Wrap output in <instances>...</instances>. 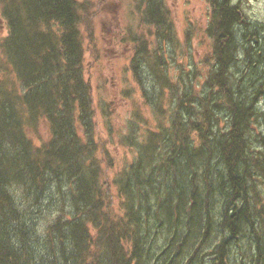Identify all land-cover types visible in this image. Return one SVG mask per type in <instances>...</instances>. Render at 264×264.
Returning a JSON list of instances; mask_svg holds the SVG:
<instances>
[{
	"label": "trees",
	"instance_id": "16d2710c",
	"mask_svg": "<svg viewBox=\"0 0 264 264\" xmlns=\"http://www.w3.org/2000/svg\"><path fill=\"white\" fill-rule=\"evenodd\" d=\"M217 1L208 29L214 45L207 86L218 85L228 95L223 106L230 129L213 132L220 111L205 106L212 98H200L198 108L179 98L174 107L172 96L168 104L169 78L153 58L148 64L160 91L150 92L135 55L132 68L145 98L156 99L161 120L166 103L176 109L158 124V133L139 143L137 157L116 178L115 211L95 154L92 88L84 74V37L94 31L86 5L0 0L9 30L0 38V264H229L236 253L240 264H264V156L254 152L248 136L250 95L239 96L228 83L227 65L235 64L241 49L237 17ZM157 9L162 11V2L150 0L144 15L163 36ZM135 42L141 53L151 52L148 39ZM145 57L140 60L147 63ZM43 124L48 137H39L38 146ZM54 211L45 226L41 216Z\"/></svg>",
	"mask_w": 264,
	"mask_h": 264
},
{
	"label": "rangeland",
	"instance_id": "374dc122",
	"mask_svg": "<svg viewBox=\"0 0 264 264\" xmlns=\"http://www.w3.org/2000/svg\"><path fill=\"white\" fill-rule=\"evenodd\" d=\"M78 1L88 7H84V10L88 11L86 16L89 27L94 31L92 38L84 37V74L92 88L96 124L94 139L99 143L95 154L101 161L103 179L109 185L108 190L113 196L112 209L118 211L120 200L116 178L137 157L139 143L143 144L151 134L158 133L160 122L171 119L176 109L171 110L172 103L168 105L172 100L171 96L174 107L178 97L182 101L189 99V104L194 107H197L200 98H212L205 101L208 110L212 112L216 107L220 115L229 116V108L223 106L228 97L223 93V88L216 85L211 89L207 86L208 74L213 69L214 45V40L208 35V26L214 11L208 0H162L164 21L161 22V36L156 34L157 25L148 22L147 17L145 19L144 11L148 10L150 0ZM242 10L247 20L264 25V0H245ZM8 32L7 22L0 16V38H5ZM140 37L150 42L151 52L148 54L139 51L135 39ZM252 37L249 35V40ZM240 42L243 43L242 36ZM244 53L243 50L236 51L235 58L238 60ZM135 55H139L135 64H140V78L144 79L150 92H155L156 95L160 88L154 83L148 62L152 63V58L156 62L160 60L161 68L165 67L171 88L165 91L168 104L163 106L164 120H161L156 99L153 97L149 103L145 98V90L132 68ZM144 56H147L146 64L140 60ZM255 61L254 58L248 60L244 77H241L243 62L235 61L233 66L228 64L227 76L232 80L228 79V83L233 84L232 88L241 91L239 96L250 95L247 106L253 109L249 122L251 147L255 153H264V100L260 99L264 97V62ZM228 83H225V88ZM170 89L174 91V95ZM219 91L223 97L220 100L217 99ZM137 114L139 116L136 118ZM225 120L229 122V118ZM250 135L248 134L249 137ZM254 136L255 139H252ZM39 137H48V127L45 124L41 126L40 135L35 139L38 146L42 143ZM192 138L195 143L200 142L195 131H192ZM131 139L136 142H131ZM221 169L226 171L224 167ZM56 194L57 192L53 193ZM56 215L57 211H54L52 216H41L42 223L54 220ZM235 256L236 254L231 257L229 264L234 261V264L241 263L240 256Z\"/></svg>",
	"mask_w": 264,
	"mask_h": 264
},
{
	"label": "flooded vegetation",
	"instance_id": "af4514ba",
	"mask_svg": "<svg viewBox=\"0 0 264 264\" xmlns=\"http://www.w3.org/2000/svg\"><path fill=\"white\" fill-rule=\"evenodd\" d=\"M208 1L213 7V14L217 13L219 11L218 1ZM247 1L250 2L251 0ZM222 3L225 5L227 10H234L235 16L237 17L238 30L241 34H243L241 35L243 37V43H240L241 49H239L238 51L243 50L245 51V53L239 56L238 60L235 58L234 61L244 63V70H241V77H244L248 60L254 58L257 61L264 62V25L256 23L253 20L246 19L242 10L243 5L245 4V0H238V2L233 0H222ZM249 35L253 36L251 40H249Z\"/></svg>",
	"mask_w": 264,
	"mask_h": 264
},
{
	"label": "bare ground",
	"instance_id": "6f19581e",
	"mask_svg": "<svg viewBox=\"0 0 264 264\" xmlns=\"http://www.w3.org/2000/svg\"><path fill=\"white\" fill-rule=\"evenodd\" d=\"M216 2H217V1H216ZM150 4H151V3H150ZM153 4H154V3H153ZM152 11H153V10H152ZM158 14H161V11H160L159 9H158ZM255 62L259 63L260 61H257V60H256ZM145 64H146V63H145ZM163 68L165 69V67H163ZM236 90H237V92L240 91V90H238V89H236ZM178 98H179V97H178ZM224 98H225V97H224ZM192 100L195 101L194 99H192ZM197 104H198V103H197ZM197 104H196V105H197ZM197 108H198V106H197ZM215 116L219 117V119H220V123H219V127H218V128L213 129V132L216 131V132H220V134H225V133L227 132V130L230 129V126L228 125V123H229L228 120H225V118H229V117L222 116V115H220V113H218V114L216 113ZM221 123L223 124L222 127H221ZM249 135H250V133H249ZM250 138H251V135H250ZM191 143H192V142H191ZM144 144H145V143H144ZM192 144H193V143H192ZM145 145H146V144H145ZM145 145H144V146H145ZM170 145H171V144H170ZM168 146H169V145H168ZM169 147H170V146H169ZM247 147H248V146H247ZM169 149H170V148H169ZM248 149H249V148H248ZM261 150H262V149H261ZM262 151H263V150H262ZM141 152H142V151H141ZM165 153H166V152H165ZM256 154L260 155L261 158L264 156V153H262L261 151L256 152ZM139 155H140V153H139ZM169 155H170V154H169ZM254 155H255V154H254ZM252 156H253V154H252ZM172 157H173V156H172ZM260 157H259V159H260ZM263 159H264V158H263ZM263 159H262V160H263ZM260 160H261V159H260ZM257 161H258V160H257ZM257 163H258V162H257ZM260 164H261V163H260ZM260 164H259V165H260ZM259 167H260V166H259ZM262 169H263V168H262ZM262 169H261V170H262ZM254 171H255V170H254ZM263 171H264V170H263ZM257 173H258V172H257ZM256 176H257V175H256ZM261 177H262V176H261ZM261 177H260V178H261ZM263 177H264V176H263ZM250 178H251V177H250ZM262 179H263V178H262ZM245 181H246V180H245ZM257 181H258V180H257ZM249 183H250V182H249ZM258 183H259V182H258ZM261 184H264L263 181L260 183V185H261ZM245 186H246V185H245ZM247 186H248V185H247ZM258 186H259V185H258ZM263 186H264V185H263ZM64 189H65V188H64ZM66 189H68V188L66 187ZM66 189H65V190H66ZM245 189H246V188H245ZM248 190H249V189H248ZM14 191H15V190H14ZM17 191H18V189H17ZM12 192H13V191H12ZM12 192H11V193H12ZM55 192H56V191H55ZM65 192H66V191H65ZM65 192H64V194H65ZM255 192H256V191H255ZM247 193H248V192H247ZM260 193H261V192H260ZM244 194H245V193H244ZM248 194H249V193H248ZM254 194H255V193H254ZM56 195H58V193H57ZM67 196H68V195H67ZM54 197H55V196H54ZM54 197H53V198H54ZM255 197H256V196H255ZM56 198H57V197H56ZM61 198H62V197H61ZM241 198H242V197H241ZM247 198H248V197H247ZM251 198H252V197H251ZM58 199H59V198H58ZM249 199H250V197H249ZM249 199H248V200H249ZM246 200H247V199H246ZM253 200H254V199H253ZM48 201H50V200H48ZM55 201H56V200H55ZM249 201H250V203H251V200H249ZM30 202H31V201H30ZM51 202H52V201H51ZM242 202H243V201H242ZM247 202H248V201H247ZM43 203H45V202H43ZM52 203H53V202H52ZM56 203H57V202H56ZM240 203H241V202H240ZM258 203H259V202H258ZM48 204H49V203H48ZM241 204H242V203H241ZM243 204H244V203H243ZM243 204H242V205H243ZM248 204H249V203H248ZM255 204H256V203H255ZM260 204H261V203H260ZM32 205H33V204H32ZM35 205H36V204H35ZM234 205H235V203H234ZM239 205H240V204H239ZM43 206H44V205H43ZM46 206H48V205H46ZM52 206H53V204H52ZM252 206H253V205H252ZM260 206H261V205H260ZM260 206H259V207H260ZM41 207H42V206H41ZM44 207H45V206H44ZM48 207H51V205L48 206ZM240 207H241V205H240ZM259 207H257V208H259ZM262 207H263V205H262ZM35 208H36V207H35ZM45 208H46V207H45ZM230 208H232V207H230ZM233 208H234V207H233ZM251 208H252V207H251ZM254 208H255V207H254ZM33 209H34V208H33ZM41 209H42V208H41ZM53 209H54V208H53ZM39 210H40V209H39ZM39 210H38V211H39ZM240 210H241V209H240ZM257 210H258V209H257ZM231 211H232V210H231ZM258 211H259V210H258ZM248 212H249V211H248ZM39 213H40V212H39ZM252 213H253V212H252ZM243 214H244V213H243ZM31 215H32V214H31ZM41 215H42V214H41ZM253 216H254V215H253ZM38 217H39V216H38ZM214 218H216V217H214ZM251 218H252V217H251ZM33 220H35V219H33ZM250 220H251V219H250ZM254 220H255V219H254ZM256 220H257V219H256ZM51 221H52V220H49L48 223H45L44 225L46 226V225L49 224ZM249 222H250V221H249ZM252 222H253V221H252ZM258 222H259V221H258ZM245 223H246V222H245ZM242 224H243V223H242ZM242 224H241V225H242ZM246 224H248V223H246ZM252 224H253V223H252ZM254 224H257V223L254 222ZM258 225H259V224H258ZM241 229H242V226H241ZM248 229H249V228H248ZM255 229H256V228H255ZM238 230H239V229H238ZM243 230H244V228H243ZM246 230H247V228H246ZM241 231H242V230H241ZM244 232H245V230H244ZM247 233H248V232H247ZM255 233H256V232H255ZM250 234H251V233H250ZM224 235H225V234H224ZM227 235H228V233H227ZM239 235H240V234H239ZM239 235H238V237H239ZM241 235L244 236V234H241ZM253 235H254V234H253ZM257 235H258V234H257ZM222 236H223V235H222ZM229 237H230V236H229ZM241 237H242V236H241ZM241 237H240V239H241ZM249 237H250V236H249ZM260 237H262V236H260ZM221 238H222V237H221ZM223 238H224V237H223ZM226 238H227V237H225V240H226ZM230 238H231V237H230ZM247 238H248V236H247ZM252 238H253V237H252ZM263 238H264V236H263ZM228 239H229V238H228ZM231 239H233V238H231ZM236 239H237V238H236ZM244 239H245V238H244ZM248 239H249V238H248ZM253 239H254V238H253ZM221 240H222V239H221ZM234 240H235V239H234ZM234 240H232V243H234V242H233ZM245 240H246V239H245ZM260 240H261V239H260ZM238 241H239V240H238ZM240 241H241V240H240ZM251 241H252V240H250V242H251ZM230 243H231V242H230ZM230 243H229V244H230ZM243 243H244V242H243ZM243 243H242V244H243ZM253 243H254V242H253ZM254 244H255V243H254ZM259 244H260V243H259ZM262 245H263V244H262ZM262 245H261L260 247H262ZM239 246H240V245H239ZM244 246H245V245H244ZM233 247H234V246H233ZM241 247H242V246H241ZM252 247H253V246H252ZM228 248H229V247H228ZM234 248H235V247H234ZM245 248H246V247H245ZM250 248H251V247H250ZM238 249H239V247H238ZM259 249H260V248L258 247V249H257L258 252H259ZM262 249H263V248H262ZM262 249H261V250H262ZM231 250H233L234 252H235V250H236V252L238 251L237 249H235V250H234V249H231ZM240 250H241V248H240ZM244 250H245V249H244ZM244 250H243L242 252H244ZM246 250H247V249H246ZM253 250H254V249H253ZM253 250H252V251H253ZM257 250H256V252H257ZM204 251H205V250H204ZM202 252H203V251H202ZM202 252H201L200 254H202ZM228 252H230V251L228 250ZM236 252H235V253H236ZM226 253H227V252H226ZM235 253H234V254H235ZM240 253H241V252H240ZM244 253H245V252H244ZM249 253H250V252H249ZM254 253H255V251H254ZM192 254H193V253H192ZM200 254H199V255H200ZM236 254H237V253H236ZM245 254H246V253H245ZM245 254H244V255H245ZM194 255H195V254H194ZM202 255H203V254H202ZM246 255H247V254H246ZM228 256H229V255H228ZM250 256H251V254H250ZM225 257H226V256H225ZM235 257H236V256H235ZM235 257H234V258H235ZM238 257H239V256H238ZM242 257H243V256H242ZM242 257H241V258H242ZM232 258H233V257H232ZM236 258H237V257H236ZM181 259H182V258H181ZM197 259H198V258H197ZM228 261H230V259H229ZM179 262H180V261H179ZM234 262H235V261H234ZM234 262H233V264H234ZM168 263H169V262H168ZM164 264H165V263H164ZM230 264H231V263H230Z\"/></svg>",
	"mask_w": 264,
	"mask_h": 264
}]
</instances>
